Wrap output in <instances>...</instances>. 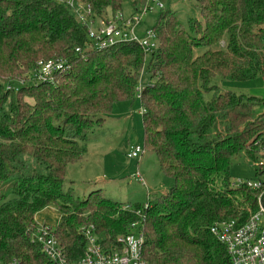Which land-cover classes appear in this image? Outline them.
Segmentation results:
<instances>
[{"label": "trees", "instance_id": "1", "mask_svg": "<svg viewBox=\"0 0 264 264\" xmlns=\"http://www.w3.org/2000/svg\"><path fill=\"white\" fill-rule=\"evenodd\" d=\"M79 1L101 18L127 3L133 12L126 15L136 14L148 3ZM196 6L200 18L189 17L187 28L176 11L161 9L151 27L159 47L147 59L136 42L96 49L65 2L0 0V264H57L31 239L37 214L49 206L69 210L54 235L70 262L86 248L81 226H94L112 247L139 223L149 264H232L211 227L228 220L242 226L258 209L259 193L234 186L231 168L243 152L256 159L264 122L255 108L264 100L215 80L264 78V0ZM49 59L64 60L65 71L55 82L33 80L38 62ZM145 68L150 81L138 97ZM136 97L143 147L173 185L148 193L144 204L111 199L102 189L75 197L64 183L69 165L100 138L114 107Z\"/></svg>", "mask_w": 264, "mask_h": 264}, {"label": "rangeland", "instance_id": "2", "mask_svg": "<svg viewBox=\"0 0 264 264\" xmlns=\"http://www.w3.org/2000/svg\"><path fill=\"white\" fill-rule=\"evenodd\" d=\"M56 1L64 3L67 0ZM158 4H162L163 9L176 11L182 25L186 28L189 17L200 18L196 0H148L149 9L142 17L140 28L136 30L138 39L145 38L146 31L156 22L161 11ZM122 12L132 13L131 5L125 4ZM107 16L110 19L112 13L108 12ZM197 52L199 51L197 50ZM149 57L150 55H147L146 58ZM149 81L145 68L139 85L145 86ZM215 82L223 90L256 96L264 100V78L262 76L249 81L237 82L224 81L218 77ZM141 111L142 106L138 97L135 100H126L117 104L109 114L110 120L107 127L100 131V140L89 141L86 156L69 165L64 183L65 188L72 189L75 197L83 198L90 191L102 189L111 199L131 204H144L147 201L148 193H162L173 185L172 179L159 168L158 160L152 152L146 150L143 160L147 159L144 162L141 161L142 163L128 156V144L143 145ZM255 114L263 115L264 122V105L257 104ZM263 161L264 157L259 154L258 148L256 159L249 157L245 152L241 153L232 162V182L254 180L258 177L264 180V175H258V165L264 168V165L261 164ZM117 173L120 176H117ZM137 174H141L140 178L144 180L145 184L134 179ZM62 212L66 213L69 210L62 209L60 211L55 206H49L37 214L36 220L39 224H47L52 227ZM82 227L84 226L80 228ZM53 228L55 230V225Z\"/></svg>", "mask_w": 264, "mask_h": 264}, {"label": "built area", "instance_id": "3", "mask_svg": "<svg viewBox=\"0 0 264 264\" xmlns=\"http://www.w3.org/2000/svg\"><path fill=\"white\" fill-rule=\"evenodd\" d=\"M65 3L85 26L88 38L98 50L121 42H136L147 55H151L159 47L157 34L151 28L146 31L145 38L138 39L136 36V30L142 24V17L149 9L148 3L136 14L126 15L118 11L112 14L110 19L107 15L102 18L97 16L89 4L79 0H67ZM158 6L160 9L163 8L162 4ZM76 52H80V49L77 48ZM66 64L64 60L58 59L41 60L34 71L33 80L55 82V75L65 71ZM142 75L143 72L141 78ZM142 87L140 84L137 89L138 97ZM258 151L264 157V136L259 143ZM145 152L143 145H131L128 156L140 160ZM261 164L264 165V161ZM140 176L141 174H137L134 178L145 184ZM233 185H246L257 191L258 209L250 214L248 221L242 226H239L236 220H228L216 223L211 227V232L226 247L232 264H264V180L260 178L238 180ZM138 226L139 223L132 224V232L119 236L118 245L112 247H107L101 242L94 226L80 228L86 240V248L81 259L76 262L67 259L54 235V229L47 224L37 225L31 233V239L38 242L42 251L57 264H149L142 257L144 235L142 228Z\"/></svg>", "mask_w": 264, "mask_h": 264}, {"label": "crops", "instance_id": "4", "mask_svg": "<svg viewBox=\"0 0 264 264\" xmlns=\"http://www.w3.org/2000/svg\"><path fill=\"white\" fill-rule=\"evenodd\" d=\"M110 117L108 116L107 118H106V121H105V124H104V126L102 127V129H105V127H107V124H108V122H109V119ZM141 119H142V115H141ZM142 130H143V126H142ZM101 138V137H100ZM100 138H98L97 140L95 139V141H98V140H100ZM92 141V140H91ZM141 145V144H139V143H135V144H132V145ZM129 146H131V144H128V147H127V150L129 149ZM86 156V155H85ZM144 156H145V153L142 155V157L140 158V160H136L137 162H144L145 160H143V158H144ZM141 162V163H142ZM141 163H138L139 165L141 164ZM117 176H120V174L119 173H117ZM135 179V178H134ZM113 183H116V181H113ZM164 193V192H163ZM59 220V219H58ZM58 222V221H57ZM57 222H55V223H53V224H56Z\"/></svg>", "mask_w": 264, "mask_h": 264}]
</instances>
